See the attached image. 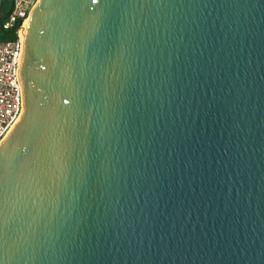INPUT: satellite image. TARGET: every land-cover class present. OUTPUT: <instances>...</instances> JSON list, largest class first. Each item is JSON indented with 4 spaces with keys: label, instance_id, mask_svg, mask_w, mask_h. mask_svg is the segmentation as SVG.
I'll return each mask as SVG.
<instances>
[{
    "label": "water",
    "instance_id": "95a60500",
    "mask_svg": "<svg viewBox=\"0 0 264 264\" xmlns=\"http://www.w3.org/2000/svg\"><path fill=\"white\" fill-rule=\"evenodd\" d=\"M0 145V264H264V0H40Z\"/></svg>",
    "mask_w": 264,
    "mask_h": 264
},
{
    "label": "built area",
    "instance_id": "2783aa9c",
    "mask_svg": "<svg viewBox=\"0 0 264 264\" xmlns=\"http://www.w3.org/2000/svg\"><path fill=\"white\" fill-rule=\"evenodd\" d=\"M39 1L12 0L13 8L4 25L5 29H12L20 23V30L17 42L0 40V145L13 131L24 111L23 89L19 80L23 48L20 31Z\"/></svg>",
    "mask_w": 264,
    "mask_h": 264
},
{
    "label": "trees",
    "instance_id": "16d2710c",
    "mask_svg": "<svg viewBox=\"0 0 264 264\" xmlns=\"http://www.w3.org/2000/svg\"><path fill=\"white\" fill-rule=\"evenodd\" d=\"M1 18H0V40L5 42H17L19 40L18 32L20 23L16 24L12 29H5L4 25L9 18V14L13 8L12 0H0Z\"/></svg>",
    "mask_w": 264,
    "mask_h": 264
},
{
    "label": "bare ground",
    "instance_id": "6f19581e",
    "mask_svg": "<svg viewBox=\"0 0 264 264\" xmlns=\"http://www.w3.org/2000/svg\"><path fill=\"white\" fill-rule=\"evenodd\" d=\"M29 21H30V18L24 23V25H23V27H22V29H21V31H20V37H21L22 43H24V39H25L26 33H27V31H28ZM10 134H11V133H10ZM10 134H9V135H10ZM9 135H8V137H9ZM8 137H7V138H8ZM7 138H6V139H7Z\"/></svg>",
    "mask_w": 264,
    "mask_h": 264
}]
</instances>
